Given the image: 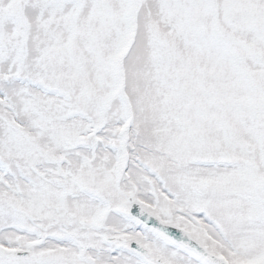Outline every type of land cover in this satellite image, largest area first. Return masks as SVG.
Wrapping results in <instances>:
<instances>
[{
    "label": "snow or ice",
    "instance_id": "1",
    "mask_svg": "<svg viewBox=\"0 0 264 264\" xmlns=\"http://www.w3.org/2000/svg\"><path fill=\"white\" fill-rule=\"evenodd\" d=\"M0 264H264V0H0Z\"/></svg>",
    "mask_w": 264,
    "mask_h": 264
}]
</instances>
